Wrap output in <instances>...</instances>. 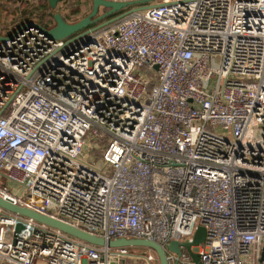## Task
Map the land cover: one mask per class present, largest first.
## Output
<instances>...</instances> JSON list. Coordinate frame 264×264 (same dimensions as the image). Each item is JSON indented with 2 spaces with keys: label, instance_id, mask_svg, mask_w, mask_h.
<instances>
[{
  "label": "built area",
  "instance_id": "obj_1",
  "mask_svg": "<svg viewBox=\"0 0 264 264\" xmlns=\"http://www.w3.org/2000/svg\"><path fill=\"white\" fill-rule=\"evenodd\" d=\"M107 1L137 8L69 41L31 24L0 43V198L104 239L155 241L170 264H195L166 247L202 226L200 264H258L264 0ZM131 256L158 262L0 207V264Z\"/></svg>",
  "mask_w": 264,
  "mask_h": 264
},
{
  "label": "water",
  "instance_id": "obj_2",
  "mask_svg": "<svg viewBox=\"0 0 264 264\" xmlns=\"http://www.w3.org/2000/svg\"><path fill=\"white\" fill-rule=\"evenodd\" d=\"M62 0H48V4L52 9H55L58 2ZM149 0H142L141 2H148ZM127 4L125 3H116L112 1L107 0H91V9L87 15H85L83 18L79 19L76 22L70 23L64 20L63 16L56 12L53 14L54 19V26L49 29H44L47 36L53 40H59V39H65L67 37L73 38L78 37L81 35H84L88 32V27L98 28L100 26H103L109 22H112L116 19H119L125 15H127L129 12L133 11L137 7H133L124 11H121L122 8H124ZM100 7H103L105 9L104 13L97 16L98 10ZM120 11L119 13L112 15L116 12ZM112 15V16H111ZM111 16V17H110ZM109 17V18H106ZM105 18V20L97 23L93 26L95 22L98 20H101ZM27 24H23L21 27H24ZM78 33V34H77ZM76 34V35H75ZM12 37V35L8 36H1L0 35V41H6L9 40ZM0 207L9 210L11 212H17L19 214L28 216L36 221L46 223L52 227H55L57 229H60L61 231L78 238L80 240L86 241L91 244L99 245V246H108V247H128V246H140V247H149L151 248L154 253L157 256L158 264H170L166 257V251L164 250L163 246L159 243L148 240V239H140V238H124V237H117L112 239H104L103 237H99L90 233H87L81 229H78L68 223H65L61 220L49 217L47 215L35 212L31 209L21 207L19 205H15L10 203L9 201H6L2 198H0ZM21 228V225L18 224L16 226V232H18ZM205 239V229L202 226H198L192 236L191 241H185V242H178V241H170L167 245L168 251H172L176 253L178 257L182 254V247L187 252L189 257L191 258L192 262L195 264H200L199 258L197 253L193 252L191 250V246H195L197 244H200ZM263 247V252L261 257L258 260V264H262L264 261V241L261 243ZM172 264H180L178 261L173 262Z\"/></svg>",
  "mask_w": 264,
  "mask_h": 264
},
{
  "label": "rangeland",
  "instance_id": "obj_3",
  "mask_svg": "<svg viewBox=\"0 0 264 264\" xmlns=\"http://www.w3.org/2000/svg\"><path fill=\"white\" fill-rule=\"evenodd\" d=\"M46 1L47 0H29L19 4L17 0H0V5L3 6V8L0 9V35H7L10 31L15 30L21 23L33 21L48 22L49 18L43 15L38 9L41 7V3ZM76 6L79 7L77 17L81 18L89 13L91 9V0H62L58 2L55 9H45L44 12L48 13L49 10V13L52 14L58 12L65 15L68 13L69 9H74ZM19 9H21V11H19ZM103 10L105 9L100 7L97 14H102L104 12ZM6 12L8 13L6 14ZM7 189L15 196H20L23 193V189L14 184L7 183ZM128 248L134 254L142 256L148 253V251L154 252L151 248L145 246H128ZM118 264H149V262L144 257L131 256L126 258L124 262L120 261ZM155 264H158V262Z\"/></svg>",
  "mask_w": 264,
  "mask_h": 264
},
{
  "label": "trees",
  "instance_id": "obj_4",
  "mask_svg": "<svg viewBox=\"0 0 264 264\" xmlns=\"http://www.w3.org/2000/svg\"><path fill=\"white\" fill-rule=\"evenodd\" d=\"M18 1V3L20 4V3H23L24 1H28V0H17ZM3 8V6H1L0 5V9H2ZM51 7L49 6V4H48V0L46 1V2H43V3H41V9H43V12H42V14L43 15H46L49 19H48V22H42V21H38V22H36V23H38V24H40V25H42L43 27H46V28H51V27H53L54 26V19H53V14L52 13H49V11H48V13H46V12H44L45 11V9H49V10H51L50 9ZM104 9V8H103ZM103 11H105V10H103ZM120 11H118V12H116V13H114V14H112V15H115V14H117V13H119ZM8 12H6V14H7ZM10 13V12H9ZM78 13H79V7H75L74 9H69V11H68V13L67 14H61L62 16H63V18H64V20L65 21H67V22H75V21H78L79 19H81V18H83V17H81V18H79V17H77V15H78ZM104 13V12H103ZM98 15H100V14H97V16ZM111 15V16H112ZM110 16V17H111ZM106 18H109V17H106ZM103 19H105V18H103ZM102 21V19L101 20H98L97 22H95L93 25H95V24H97V23H99V22H101ZM34 22V21H33ZM22 24V23H21ZM21 24H19L18 26H17V28L21 25ZM43 24H45V25H43ZM16 28V29H17ZM14 30H12V31H10L8 34H10V33H12ZM7 34V35H8ZM6 36V35H5Z\"/></svg>",
  "mask_w": 264,
  "mask_h": 264
},
{
  "label": "bare ground",
  "instance_id": "obj_5",
  "mask_svg": "<svg viewBox=\"0 0 264 264\" xmlns=\"http://www.w3.org/2000/svg\"><path fill=\"white\" fill-rule=\"evenodd\" d=\"M76 22V21H75ZM27 23H29L28 25H31V24H33V25H37V26H40L41 28H43V29H49V28H46V27H43L42 25H40V24H38V23H36V22H27ZM27 23H22L17 29H15L12 33H10L11 35H13L14 34V32L16 31V30H19L20 28H22L21 26L23 25V24H27ZM70 23H73V22H70ZM28 25H25V26H28ZM24 26V27H25ZM10 34H8V35H10ZM78 34V33H77ZM8 35H6V36H8ZM76 35V34H75ZM74 38H76V37H73V38H70V37H67V38H65V39H59V40H64V41H69V40H72V39H74ZM51 39V38H50ZM7 41V40H6ZM3 42H5V41H0V43H3Z\"/></svg>",
  "mask_w": 264,
  "mask_h": 264
},
{
  "label": "crops",
  "instance_id": "obj_6",
  "mask_svg": "<svg viewBox=\"0 0 264 264\" xmlns=\"http://www.w3.org/2000/svg\"><path fill=\"white\" fill-rule=\"evenodd\" d=\"M29 1V0H28ZM18 3V2H17ZM58 4V3H57ZM39 9V11H41V12H43V10L41 9V7H39L38 8ZM52 9V8H51ZM19 11H21V9H19ZM49 11V10H48ZM43 25H45V24H43ZM2 26H3V24H2ZM148 252H150V251H148ZM152 253H154V252H152ZM125 259L126 258H124L123 260H121V262H124L125 261Z\"/></svg>",
  "mask_w": 264,
  "mask_h": 264
}]
</instances>
